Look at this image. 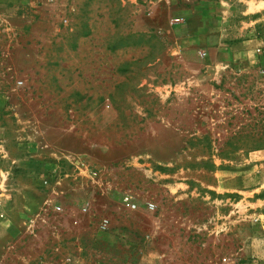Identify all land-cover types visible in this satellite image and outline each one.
<instances>
[{
  "label": "rangeland",
  "instance_id": "374dc122",
  "mask_svg": "<svg viewBox=\"0 0 264 264\" xmlns=\"http://www.w3.org/2000/svg\"><path fill=\"white\" fill-rule=\"evenodd\" d=\"M0 264H264V0H0Z\"/></svg>",
  "mask_w": 264,
  "mask_h": 264
},
{
  "label": "crops",
  "instance_id": "0c3cea01",
  "mask_svg": "<svg viewBox=\"0 0 264 264\" xmlns=\"http://www.w3.org/2000/svg\"><path fill=\"white\" fill-rule=\"evenodd\" d=\"M192 20H193V18L189 19V21H188L189 25H190V23H193ZM61 155L62 156H59L60 158H56V159H62L63 161H65L68 164H75V169H76L75 172H76V175L78 177L84 178V179L86 178L89 180H95V179L101 180L102 172L97 170L96 168H95V170H93L91 168V164L89 162L83 161V159L77 158L73 154H69V155L61 154ZM58 161H60V160H58Z\"/></svg>",
  "mask_w": 264,
  "mask_h": 264
},
{
  "label": "built area",
  "instance_id": "2783aa9c",
  "mask_svg": "<svg viewBox=\"0 0 264 264\" xmlns=\"http://www.w3.org/2000/svg\"><path fill=\"white\" fill-rule=\"evenodd\" d=\"M94 174H95V173H94ZM123 201H124L126 204H128V206H129L131 209H134V208L136 207V205H135L134 203L131 202V198H130L127 194H125V195L123 196ZM147 206H148L149 209H152V208L154 207L153 204H151V203L147 204Z\"/></svg>",
  "mask_w": 264,
  "mask_h": 264
}]
</instances>
